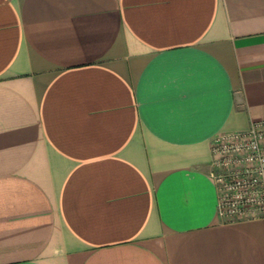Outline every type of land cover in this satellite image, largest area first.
Segmentation results:
<instances>
[{"label": "crops", "instance_id": "1", "mask_svg": "<svg viewBox=\"0 0 264 264\" xmlns=\"http://www.w3.org/2000/svg\"><path fill=\"white\" fill-rule=\"evenodd\" d=\"M260 117L264 0H0V264H264L210 177Z\"/></svg>", "mask_w": 264, "mask_h": 264}, {"label": "built area", "instance_id": "2", "mask_svg": "<svg viewBox=\"0 0 264 264\" xmlns=\"http://www.w3.org/2000/svg\"><path fill=\"white\" fill-rule=\"evenodd\" d=\"M211 151L218 213L227 222L264 217V117L216 133Z\"/></svg>", "mask_w": 264, "mask_h": 264}]
</instances>
